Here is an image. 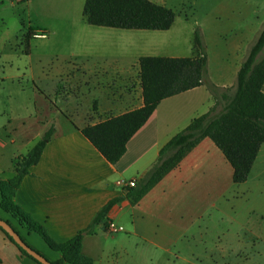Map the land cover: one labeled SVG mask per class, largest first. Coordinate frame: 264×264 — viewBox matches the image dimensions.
<instances>
[{
	"label": "crops",
	"instance_id": "1",
	"mask_svg": "<svg viewBox=\"0 0 264 264\" xmlns=\"http://www.w3.org/2000/svg\"><path fill=\"white\" fill-rule=\"evenodd\" d=\"M209 1L195 2L196 7L204 9L194 26L206 46L207 79L218 88H230L264 23V11L248 9L236 14L231 6L234 0ZM45 29L47 41L53 44L54 35ZM111 29L88 28L84 35H69V42L76 45L70 52L48 53L47 57L57 61L51 66L50 62L40 63L44 66L41 71H30L34 86L28 97L33 114L7 122L6 111H0V180L13 177L17 158L7 156V140L33 147L53 128L39 162L29 169L17 189L15 202L46 229L55 243H65L86 230L109 206L107 220L124 230L108 234L99 223L91 234L83 236L81 253L93 264H235L233 259L243 253L244 246L261 237L251 231L247 240L236 238L235 243H229L221 235L216 243L205 244L203 236L210 233L211 215L220 211V198L228 196V189H221L222 179L227 174L232 176L230 165L210 139H203L136 203L128 195L138 188L172 137L214 105L206 86L162 100L129 140L125 154L115 165L109 164L81 134L80 129L86 125L143 105L139 59L154 57L146 51L152 45L139 39L143 35L140 30H131L135 32L130 35L120 32L122 29ZM100 38H108V42L99 43ZM191 51L189 57H194L193 46ZM262 151L264 144L255 163ZM119 180L133 181L135 186L123 187ZM0 217L11 219L1 209ZM17 231L48 261L60 260L61 255L38 235L19 226ZM0 261L36 264L21 255L1 231Z\"/></svg>",
	"mask_w": 264,
	"mask_h": 264
},
{
	"label": "trees",
	"instance_id": "2",
	"mask_svg": "<svg viewBox=\"0 0 264 264\" xmlns=\"http://www.w3.org/2000/svg\"><path fill=\"white\" fill-rule=\"evenodd\" d=\"M25 1L18 0V3ZM82 15L86 23L94 27L140 31H168L176 17L173 10L150 0H85ZM35 31L36 29L29 28L25 33L27 48ZM193 49L194 57H141L139 81L142 107L80 129L81 134L101 156L109 164L115 165L125 154L129 140L148 121L162 100L206 86L214 105L207 113L194 118L160 150L157 162L141 179L138 188L129 192L133 203L175 169L203 139H210L221 152L232 169V183L237 185L247 181L260 147L264 144V55L258 60L259 55L264 52V29L259 31L248 47L232 92L225 89L219 93L221 90L207 79L206 46L198 29L194 32ZM53 133L54 129L50 128L25 155L15 159L12 178L0 180V209L17 226L28 233H35L51 250L61 255L60 260L51 264H93L91 258L81 253L82 239L91 234L94 226L99 223L104 224V229L107 227L109 220L106 214L109 206L96 215L86 230L69 241L58 244L49 237L42 225L15 202V194L23 178L39 162ZM13 228L17 231V228ZM0 231L21 255L39 264L1 228Z\"/></svg>",
	"mask_w": 264,
	"mask_h": 264
},
{
	"label": "rangeland",
	"instance_id": "3",
	"mask_svg": "<svg viewBox=\"0 0 264 264\" xmlns=\"http://www.w3.org/2000/svg\"><path fill=\"white\" fill-rule=\"evenodd\" d=\"M150 1L173 10L176 17L167 32L141 31L140 34L143 35L139 39L152 45L146 51L154 57L166 55L189 57L196 30L194 23L201 17V9H204L198 5L196 7L195 2L199 0ZM213 1L216 0L209 2ZM231 4L236 14H242L248 9L254 12L264 11V0H234ZM83 5L84 0H26L21 3H18V0H0V111H6L7 122L10 118L33 114L28 94L32 92L34 85L30 83L29 74L31 70L41 71L44 66L40 63L50 62L49 66H51L53 61H57L56 58L47 57L46 54L56 51L68 52V49L70 52L76 45L69 42V35L70 37L84 35V29L88 28L105 29L86 24L82 15ZM29 28H34L35 32H43L48 36L45 31L47 28L54 35L53 44L47 39L30 37L27 48L24 36ZM261 29H264V23ZM120 32L132 35L135 31ZM98 41L107 43L108 38H100ZM163 45H168L170 48L161 47ZM263 55L264 52L259 55L258 60ZM234 88L235 85L225 89L232 92ZM219 89L221 90L219 93L225 90ZM25 145V142L21 141L10 144L7 140V156L25 155L32 147ZM224 187L228 189V196L220 198V211L211 215L210 233H205L203 236L206 240L205 244L208 241L212 244L216 243V237L221 235L223 239L225 236V240L229 243H235L236 238L240 240L246 237L247 240L252 231L257 233L261 240L255 239L252 244H246L243 253L236 256L233 261L235 264H264V151L260 153L245 183L233 184L231 176L227 174L222 179L221 189ZM8 221L18 228L15 221L11 219ZM237 247H241L240 244L237 243ZM5 263L7 264L2 262Z\"/></svg>",
	"mask_w": 264,
	"mask_h": 264
},
{
	"label": "water",
	"instance_id": "4",
	"mask_svg": "<svg viewBox=\"0 0 264 264\" xmlns=\"http://www.w3.org/2000/svg\"><path fill=\"white\" fill-rule=\"evenodd\" d=\"M0 228L13 240V242L26 252L28 256L33 258L39 264H51L44 256L39 254L37 251L32 249L19 235L17 231L13 228V226L8 223L6 220L0 217Z\"/></svg>",
	"mask_w": 264,
	"mask_h": 264
},
{
	"label": "built area",
	"instance_id": "5",
	"mask_svg": "<svg viewBox=\"0 0 264 264\" xmlns=\"http://www.w3.org/2000/svg\"><path fill=\"white\" fill-rule=\"evenodd\" d=\"M31 37L34 39H46L47 35L43 32H41V33L33 32ZM117 183L122 185L123 187H127V188H132L135 186L133 181L119 180V181H117ZM123 230H124L123 227L117 226L112 222H109L107 224V227H106V231L108 234H117V233L122 232Z\"/></svg>",
	"mask_w": 264,
	"mask_h": 264
}]
</instances>
